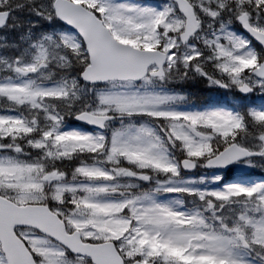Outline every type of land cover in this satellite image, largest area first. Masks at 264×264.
Here are the masks:
<instances>
[{
  "label": "snow or ice",
  "instance_id": "obj_1",
  "mask_svg": "<svg viewBox=\"0 0 264 264\" xmlns=\"http://www.w3.org/2000/svg\"><path fill=\"white\" fill-rule=\"evenodd\" d=\"M0 264H264V0H0Z\"/></svg>",
  "mask_w": 264,
  "mask_h": 264
},
{
  "label": "trees",
  "instance_id": "obj_2",
  "mask_svg": "<svg viewBox=\"0 0 264 264\" xmlns=\"http://www.w3.org/2000/svg\"><path fill=\"white\" fill-rule=\"evenodd\" d=\"M197 95L199 96L200 100H205L207 99V96L204 95V92L202 91V86L201 89H197Z\"/></svg>",
  "mask_w": 264,
  "mask_h": 264
}]
</instances>
